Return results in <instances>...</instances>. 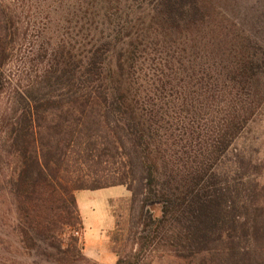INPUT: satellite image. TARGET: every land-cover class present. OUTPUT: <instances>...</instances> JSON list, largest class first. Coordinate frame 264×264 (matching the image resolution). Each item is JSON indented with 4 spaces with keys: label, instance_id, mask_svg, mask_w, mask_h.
<instances>
[{
    "label": "trees",
    "instance_id": "1",
    "mask_svg": "<svg viewBox=\"0 0 264 264\" xmlns=\"http://www.w3.org/2000/svg\"><path fill=\"white\" fill-rule=\"evenodd\" d=\"M78 1V46L5 94L0 264H99L77 193L116 186L140 205L116 264H264L262 164L238 143L264 108V0Z\"/></svg>",
    "mask_w": 264,
    "mask_h": 264
},
{
    "label": "rangeland",
    "instance_id": "2",
    "mask_svg": "<svg viewBox=\"0 0 264 264\" xmlns=\"http://www.w3.org/2000/svg\"><path fill=\"white\" fill-rule=\"evenodd\" d=\"M78 3V0H0L10 40V62L4 71L7 80L12 82L0 101V115L1 108L6 106L8 94H5L14 88H27L37 69L34 64L45 62V58L42 60L39 56L42 48L50 53L58 43L78 46L83 38L81 10L78 16L71 13L74 10L76 14ZM238 143L257 150L253 154L262 164L259 182L264 184V108ZM77 199L82 226L74 235L84 244V255L88 259L99 264H116L117 252L123 256L137 252L139 246L128 241L127 234L138 218L140 205L137 203L134 213L131 211L132 197L126 187L80 191ZM142 264H167V261L147 258Z\"/></svg>",
    "mask_w": 264,
    "mask_h": 264
},
{
    "label": "crops",
    "instance_id": "3",
    "mask_svg": "<svg viewBox=\"0 0 264 264\" xmlns=\"http://www.w3.org/2000/svg\"><path fill=\"white\" fill-rule=\"evenodd\" d=\"M78 200V199H77ZM80 208H81V206H80ZM81 211H82V209H81ZM84 217V216H83ZM84 237H85V234H84Z\"/></svg>",
    "mask_w": 264,
    "mask_h": 264
},
{
    "label": "built area",
    "instance_id": "4",
    "mask_svg": "<svg viewBox=\"0 0 264 264\" xmlns=\"http://www.w3.org/2000/svg\"><path fill=\"white\" fill-rule=\"evenodd\" d=\"M77 233V232H76ZM78 234V233H77Z\"/></svg>",
    "mask_w": 264,
    "mask_h": 264
}]
</instances>
